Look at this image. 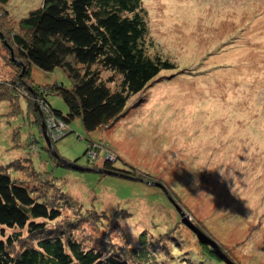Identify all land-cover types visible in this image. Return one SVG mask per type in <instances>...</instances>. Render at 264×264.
<instances>
[{"label":"rangeland","instance_id":"374dc122","mask_svg":"<svg viewBox=\"0 0 264 264\" xmlns=\"http://www.w3.org/2000/svg\"><path fill=\"white\" fill-rule=\"evenodd\" d=\"M43 2L0 3L8 25L0 22V89L13 86L0 100V168L53 198L86 247L145 239L143 264H264V0H143L152 53L177 67L133 96L114 127L90 133L80 118L54 117L38 95L35 108L26 84L14 89L20 67L9 29ZM56 82L73 86L62 67L31 66V84ZM46 94L68 113L62 96ZM57 126L65 132L55 135ZM91 140L97 167L86 155ZM108 159L129 176L88 171ZM180 210L221 249L209 245L217 260L203 255L206 243Z\"/></svg>","mask_w":264,"mask_h":264},{"label":"trees","instance_id":"16d2710c","mask_svg":"<svg viewBox=\"0 0 264 264\" xmlns=\"http://www.w3.org/2000/svg\"><path fill=\"white\" fill-rule=\"evenodd\" d=\"M2 16L0 22L5 24ZM146 16L143 0H44L42 7L18 21L16 30L9 29L10 40L6 44L14 51L12 60L20 67L14 89L20 94V88L26 84L27 97L35 108L34 95H38L45 105H50L54 117L69 124L80 118L88 133L114 127L129 110L128 101L133 96L142 92L162 70L177 67L162 54L152 53L154 45L149 41ZM33 64L45 71L64 68L73 86L58 82L47 87L31 84ZM101 69L110 72V76L103 78ZM115 76L121 78L117 88L111 86L116 82ZM4 87L5 90L0 89V100L13 86L6 83ZM46 92L62 96L68 106L66 115L51 106ZM90 143L86 155L91 165L97 167L93 157L99 152L92 140ZM97 169L125 172L122 174L129 176L127 169L109 163V159ZM97 169L88 171L98 172ZM41 182L45 191L46 183ZM39 191L35 193L27 181L0 168V264H143L148 261L146 258L151 259L145 239L131 248L108 241L102 243L103 249L86 247L75 237L76 220H60V207ZM204 247L203 255L208 261L218 259L216 251L207 244Z\"/></svg>","mask_w":264,"mask_h":264},{"label":"water","instance_id":"95a60500","mask_svg":"<svg viewBox=\"0 0 264 264\" xmlns=\"http://www.w3.org/2000/svg\"><path fill=\"white\" fill-rule=\"evenodd\" d=\"M46 130H47L46 129V125L44 124L43 125L44 138L48 142L49 147L52 148V145H51V142H50V139H49V137L47 135V131ZM53 153H54V155H57L55 151H53ZM96 171L105 172V173H109V174L120 175V176H125L124 174H122V173H120L118 171H110V170H105V169H97ZM180 214L182 215V217H184L183 218L184 222H186V224L189 225L198 234L199 239L202 242H204V243H206L208 245H214L218 251H221V249L218 246H216V244L211 239H209V237L196 224H194L193 222H191L190 219H188L187 217L184 216V215H187L185 212L180 210Z\"/></svg>","mask_w":264,"mask_h":264},{"label":"built area","instance_id":"2783aa9c","mask_svg":"<svg viewBox=\"0 0 264 264\" xmlns=\"http://www.w3.org/2000/svg\"><path fill=\"white\" fill-rule=\"evenodd\" d=\"M49 113H50V111H49ZM51 114V113H50ZM48 116H50V115H48ZM52 118H53V116H52ZM59 120V119H58ZM60 122V121H59ZM60 124V123H59ZM58 125V124H57ZM55 126H56V124H55ZM64 126L66 127V131H69V126H68V128H67V126L64 124ZM62 127H63V123H62ZM56 130H59L60 131V133H61V130L62 129H59L58 128V126L56 127V128H54V132L53 133H55V135L57 134V132H56ZM63 132H65L64 130H62ZM60 133H58V134H60ZM57 134V135H58Z\"/></svg>","mask_w":264,"mask_h":264}]
</instances>
